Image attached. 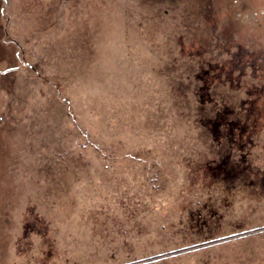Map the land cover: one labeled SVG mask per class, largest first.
<instances>
[{
	"label": "rangeland",
	"instance_id": "374dc122",
	"mask_svg": "<svg viewBox=\"0 0 264 264\" xmlns=\"http://www.w3.org/2000/svg\"><path fill=\"white\" fill-rule=\"evenodd\" d=\"M0 264H264V0H0Z\"/></svg>",
	"mask_w": 264,
	"mask_h": 264
}]
</instances>
